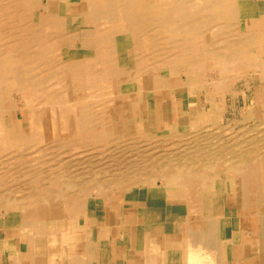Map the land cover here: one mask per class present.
<instances>
[{"label": "bare ground", "instance_id": "6f19581e", "mask_svg": "<svg viewBox=\"0 0 264 264\" xmlns=\"http://www.w3.org/2000/svg\"><path fill=\"white\" fill-rule=\"evenodd\" d=\"M45 1L55 14L42 0H0V209L19 219L13 224L21 225L22 240L31 244V226L42 235L50 220L98 214L114 225L117 246L138 252V264H264V128L224 122V108L208 91L209 77L223 79L217 97L240 78L252 97L239 121L258 120L264 0ZM180 91L184 122H163L156 112L159 128L144 132L139 114L153 97L166 106ZM125 94L137 101L123 104ZM24 108L28 121L17 119ZM42 139L66 153L89 147L107 157L120 140L133 142L113 172L89 174L95 182L50 169L42 183L43 147L21 151ZM20 185L23 196L10 197ZM92 188L100 205L88 204ZM167 206L182 218L178 242L170 240L178 227L163 219ZM143 215L163 220L147 225ZM5 224L12 225L2 220L0 229ZM106 234L104 226L64 228L71 264H107L95 257L109 251Z\"/></svg>", "mask_w": 264, "mask_h": 264}, {"label": "rangeland", "instance_id": "374dc122", "mask_svg": "<svg viewBox=\"0 0 264 264\" xmlns=\"http://www.w3.org/2000/svg\"><path fill=\"white\" fill-rule=\"evenodd\" d=\"M42 1L44 2V5L45 4H49L47 7L51 9L50 10L51 14H55L54 9H53V5L51 3L48 2V1H45V0H42ZM209 73H210V71H209ZM207 76H208V73H207ZM209 78H211V83H213L214 81L215 82L213 84H211V89L209 88L208 91L209 92L213 91V95L215 96V97L214 96L213 97L218 101L219 106L224 108V112H225L224 115L226 116V117H224L225 118L224 122L230 121V122L233 123L232 126H234V125L235 126H240L241 125V127L246 126L248 129H252L253 125L256 127V130H262V127L264 128V110L263 109L262 110L259 109L260 111L258 110V114L260 112V114H259V118L260 119L258 118V120H254V121L253 120H248V122H245V121L240 122L239 121V119L241 120L242 118H244L246 111L249 109V106H250V103H251V97H252L251 96L252 95L251 91L244 87L243 82L241 81L240 78L231 79L229 81V86L231 85L230 88H229L230 91L229 92H224L223 94H220V97L216 96L219 93L216 92L217 90H214V88L215 87L218 88L220 86V83L222 82L223 79H221L220 76L219 77L217 76V78L215 76L209 77ZM213 78H215V79L213 80ZM202 93L204 94V92H202ZM203 94H201V97H200L201 101H203V98H204ZM247 94H249V95H247ZM21 95L22 94H20V96ZM20 96L18 95L19 99H20ZM185 96L186 95H185L184 91L183 92H181V91L178 92V94L173 99L175 102L174 101L173 102L169 101L166 104V106L162 104V101L160 100V98L154 96L153 97L154 101H152V103H150L149 105H147L146 108H144V112L142 113L143 115L139 114V119H138L139 120L138 121L139 127H142L144 132H147L148 130L150 131V129L152 130V128H154L155 126L158 129L160 124L155 125L156 124V122H155L156 121V117L158 116L157 113L159 112L158 114H159V116H161L162 114L165 113V109L166 108H167L166 109V111H167V114H166L167 119L169 121L179 122V123L182 124L184 122V120H183V104L182 103H183V101L185 99ZM122 100H123L122 101L123 104L129 103V102L135 103L137 101L136 97L134 95H131V94L123 95ZM155 100H157V101H155ZM154 103H155V105H154ZM3 104H4V106L6 105V107H8L10 105V103H8V102H5ZM156 104H157V106H156ZM170 106H172V107H170ZM225 106H227V107H225ZM203 107H204V110L207 111L208 107L207 106H203ZM17 108L19 109L20 106H17ZM175 108H177L176 109L177 111L176 110L174 111ZM24 109H23L22 112L17 111L18 112L17 113V119L18 120L23 119L24 121H28L29 120V116L26 113L27 109L26 108H24ZM237 115L238 116L240 115V116L238 117ZM5 118L7 119V116L3 117L2 119H5ZM232 119H233V121H232ZM163 122H165V119H163ZM19 125H22L21 127H24L25 122H23V124L21 122H19ZM45 130H46V133L45 132L44 133L46 135L49 132V129H45ZM132 142H133V139H128V140H120L118 142V144L114 143L115 145H112V146H115L117 148L118 152L117 151H115V152H116V154L117 153L118 154L116 155V154L112 153L111 157H107L109 155H105V156L104 155H99V154L97 155V151L96 150H92V149L90 150L89 147H87L85 149H81L83 151L82 154H78V152H80L79 149H74V150L68 151L66 153L64 150L67 151V147H64V150H62L60 146H57V145L55 146L54 144H50L49 140L47 141L45 139H42L39 142H36L35 140L34 141H30L29 145H27V147L21 149V151H23L24 149H25V151H30V150H33V149H37L39 147H43V151L37 153L38 157L40 158L39 160L42 161L41 166L44 165L45 167H47V169L43 170L42 174H41V176H43V178L41 179L42 183H48V181L50 179L45 177V176L48 174V171L50 169H51V171L54 169L53 171H54V173L57 176H60L62 174L72 175L73 177L72 176H70V177L74 180V182H77V183L80 184L79 181L83 182V180H86L87 181L86 183L89 184L90 183L89 181H92V182L96 181V180H93L91 177H89L90 173L94 174L95 172H98V173L101 174L102 172L103 173H108V171L113 172V170H114L113 166L115 168V166L119 165L122 162L121 160H120L121 162L119 161V159H121V155H122V152L120 150L126 144H130ZM200 142H202V140ZM53 146H55V147H53ZM63 151H64V154H63ZM35 155L36 154H32L31 156H35ZM114 156H115V158H114ZM35 157H37V156H35ZM103 157H105L106 159L103 158ZM98 159H100V160H98ZM109 160H110V162H109ZM114 161H116V162H114ZM58 167H60V168H58ZM102 167H103V169H105V170L107 169L108 171L103 170ZM111 167H112V169H111ZM78 168H80V169H78ZM43 174H45V175H43ZM74 178H77V179H74ZM65 180L68 181L69 178H65L64 181ZM47 187L48 186H46V189L49 188V187L48 188ZM23 188H25L23 185H20V187L16 186L15 187L16 192L14 194H10L9 196L10 197H14V196H16V197H20L21 196L22 197L23 196L22 195L23 192H25V189H23ZM85 188L86 189H90L89 186L88 187L86 186ZM2 189H4V187ZM6 189H8V188H6ZM11 189H14V188H11ZM75 189H77V187ZM95 193H96L95 189L92 188L91 192L86 195L87 200L89 202L88 204H91L89 206L100 205L99 202H97V203L93 202V198H95V196H94ZM152 196H154V195H152ZM158 201H161V199H158V200L154 201V203L158 202ZM161 202H159V203H161ZM163 202L161 203V205L158 203L159 204L158 207H160L161 209L165 208L164 206H166L165 202L164 203ZM143 203H144V201H142V204ZM106 204H108V203H106V202L104 203V205L107 207ZM0 210H1L0 214L2 215L1 218H0V221L6 220V221H8V222H10L12 224V225L5 224L6 227H4V228L7 229L8 233L9 234H15V235H19L20 233H22L21 225L18 226V225H14L13 224L14 221H19V219L12 218V216H9V214H6V217H4V213H5L4 212V208H1ZM124 215H125L124 218H126V216H128V212H126V214H124ZM82 218H83L82 216L79 217V219H77V221H81ZM75 219L76 218H71V219L68 218V219H66V221L63 220V219H57V220H54V221L50 220L49 223L44 225V228H43L44 232H43L42 235L50 233V234H54L56 236V239L57 238L61 239V234L63 233V229L64 228L73 230L74 228H76L78 226L77 225V221ZM180 219L182 220L181 216H180ZM58 225H59V227H58ZM29 229H31L32 233H36V231H37V228L35 226L34 227L31 226V227H29ZM0 230H2V229H0ZM129 264H131V263H129ZM135 264H138V263H135Z\"/></svg>", "mask_w": 264, "mask_h": 264}, {"label": "crops", "instance_id": "0c3cea01", "mask_svg": "<svg viewBox=\"0 0 264 264\" xmlns=\"http://www.w3.org/2000/svg\"><path fill=\"white\" fill-rule=\"evenodd\" d=\"M170 107H172V106H170ZM166 109H165V113L162 114L163 119L166 118V114H167ZM175 110H176V108L174 109V111ZM165 121H166V119H165ZM89 214H91V213H89ZM97 215H95V216L90 215L88 217L82 216L84 218V220H82L83 219L82 218L81 221H77L78 227H87L88 229H92V228H98L99 226H104L107 229V234L105 237L106 241L104 240V245L109 249V251L108 252L100 251L99 253H97L95 251L96 255L98 254L97 256L95 255V257L98 259L100 258L99 262L105 261L107 264H118L119 262H120L119 264H129V263L135 264L136 256H140V255H138V252H135V251L133 252V251H131V249H127V246L124 243H121L120 246H117V244L115 242L114 225H111L110 224L111 222H109L108 219H106L108 216L104 215L103 219L99 218V221H98ZM128 216H129V213H128ZM163 219L166 222L171 221V223H173L172 228L174 230H176L178 227V229L176 230L177 232H174L171 236V239H170L171 241L175 240L176 242H178V239L180 237L178 230H179V227L181 228L180 216L176 212H174L170 206H167V208L165 209V214L163 216ZM163 219L148 221L149 218H147L146 215H143L142 221L144 224H147V225L148 224H155L156 225V224H159ZM126 221H127V219H126ZM142 221H140V219L138 218L136 220V223H135L136 230L138 231L137 232L138 236H141L140 232H141V225H142L141 222ZM102 223H103V225H102ZM127 225H130L129 220L127 221ZM156 231H157L156 226L154 227V225H151L149 227V233L151 235V238H153L154 235L156 236ZM151 232H152V234H151ZM30 234L32 235L31 236L32 238L30 240L31 244L27 245L28 240H26V239L22 240V238H23L22 233H20L19 235L16 236L15 234H9L7 229H5V228L0 230V264H11V263L12 264H71L72 263L71 260L73 257V253L69 250L67 244H64L60 238L56 239V236L54 234H50V235L49 234L38 235L36 233H30ZM11 241H13V245H12L13 248L11 250L13 253L15 252L13 256L9 255V253H11L10 252L11 250L8 249V248H10L9 247L10 245H8V244ZM48 241H50V242H48ZM53 242H55V243H53ZM176 246L178 247V243ZM119 248H120V251H119ZM44 251H45V253H44ZM110 253H112V254H110ZM82 254L84 255L85 258H86V256L88 257V255H86L84 253H82ZM101 259H102V261H101Z\"/></svg>", "mask_w": 264, "mask_h": 264}]
</instances>
